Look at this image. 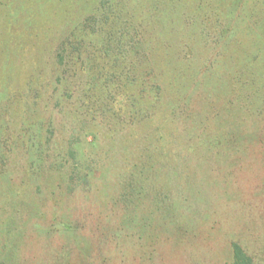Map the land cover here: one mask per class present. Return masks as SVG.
<instances>
[{
    "label": "rangeland",
    "instance_id": "rangeland-1",
    "mask_svg": "<svg viewBox=\"0 0 264 264\" xmlns=\"http://www.w3.org/2000/svg\"><path fill=\"white\" fill-rule=\"evenodd\" d=\"M100 1L0 0V264H232L233 242L242 244L255 264H264V34L260 36L254 24L256 33L243 37L245 49H240L244 53L236 67L245 72L238 84L242 91L233 92L232 98L240 96L243 110L230 115L221 103L209 114L246 121L247 128L239 130L240 140L211 152H186L182 146L178 150L169 145L181 156L166 154L164 163L159 155L156 159L157 185L167 180L172 190L167 197L194 209V222L184 227L175 218L165 219L158 206L168 198L154 197L151 186L146 185L140 203L130 210L129 198L120 199L133 156L129 76L122 84H114L112 78L104 83V74L111 69L98 57L85 63L81 76L69 72L64 88L52 83L54 49L73 28H84V18ZM129 2L123 0L128 10ZM145 2L150 7L170 5L169 0ZM200 4L226 13L237 9V14L242 7H255L257 17L264 18V0H172L180 14L173 18L177 28L170 31L173 40L161 58L167 80L180 64L170 56H177L178 36L194 29L185 27L183 18ZM87 44L93 46L89 40ZM193 50L196 71L207 52L203 44ZM244 61L254 70L241 68ZM118 63L112 69L126 65ZM46 93L53 98L43 102L40 96ZM193 108L195 113L202 108L200 99L194 100ZM234 122L229 120L232 128ZM148 128L145 121L139 136L156 140ZM34 162H43L42 170L30 179L26 171ZM62 165L78 171L69 187L59 178ZM8 184L22 189V195L13 198V202L24 200L16 207H10ZM177 185L183 187L180 193ZM53 196L60 203L51 200ZM57 210L60 215H73L68 218L74 219L72 231L54 223ZM133 210L134 219L128 224L124 215Z\"/></svg>",
    "mask_w": 264,
    "mask_h": 264
},
{
    "label": "trees",
    "instance_id": "trees-1",
    "mask_svg": "<svg viewBox=\"0 0 264 264\" xmlns=\"http://www.w3.org/2000/svg\"><path fill=\"white\" fill-rule=\"evenodd\" d=\"M145 1L147 0H130L128 10L123 0H101L84 18V28L81 29L80 26L73 28L67 38L60 40L51 58L50 76L55 80L52 83L63 88L68 84L69 72L81 76V72L85 73V63H91L98 57L104 59L106 63L104 67L110 66L111 69L104 74V83L112 78L114 84H122L123 78L129 76V146L133 149V156L129 157V180L125 181L124 191L120 197L122 202L126 197L129 198V210L140 203L146 185L151 186L150 191L154 197L162 194L167 197L172 192L167 188V180L162 179L161 185H157L158 178L155 174L158 155L163 163L166 154L174 153L181 156L180 151H173L169 145L178 150H182V146L186 152H198L201 149L211 152L213 148L221 149L226 143H234L236 138L240 140L239 130L247 128L246 121H240L236 117H209V114L214 113L216 106L221 103L223 110L230 115L243 110L241 102L237 100L240 96L232 99L233 92L240 95L242 91L238 84L241 86L239 79L245 72L237 70L236 67L244 53L240 49H245L243 37L256 33L252 32L254 24L255 29H259L260 36L264 34V18L261 20L257 17L255 7L254 10L242 7L237 14V9L226 13L217 7L206 10L201 4L194 6L187 19L183 18L182 22L185 27L194 29L186 35L178 36L180 41L177 56L176 54L170 56L177 57L180 64L167 80V73L161 68L165 67V62H162L161 58L166 57L172 43L173 39L169 37V33L177 28L174 27L176 22H173V18L180 14V9L171 5L172 0H169L170 5L162 8L150 7ZM183 16H186V12ZM88 40L93 46L87 44ZM196 40L197 46H192ZM202 44L207 57L202 60L201 68L194 71L193 47L197 48ZM237 50L241 52L238 51L236 54ZM255 50L260 53L262 49ZM227 57L230 65L226 61ZM119 61H125L126 65L112 69L111 65L119 64ZM247 61L242 62L241 68L251 72L254 70L253 66H249ZM222 66L223 70L220 69ZM262 67L264 70V62ZM164 85L174 91L175 95L174 92L168 93ZM105 87L107 88L106 84ZM262 94L264 97V93ZM52 98L48 93L40 96L43 102L51 101ZM195 99H200L202 103V108L196 113L193 108ZM230 119L236 121L233 128L229 125ZM145 121L148 122L152 138L156 140L139 136ZM70 152L73 154L74 150L71 149ZM42 163L34 162L31 169L26 171L27 178L31 179L33 174H38L42 170ZM81 164L83 165L82 160ZM58 172L59 178L66 181L69 187L68 183L78 171L71 166L62 165ZM168 174L167 171L165 175ZM184 181L188 179L185 178ZM37 186L41 188L40 185ZM176 189L180 193L183 187L177 185ZM52 194L58 196L55 191H52ZM7 195L11 197L10 207H16L18 203L24 201L13 202L14 197L22 195L21 188H12L8 184ZM54 196L51 200L60 203ZM150 202L151 207L156 209L154 204L156 201L151 199ZM162 209L165 211V219L171 221L175 218V222L181 226L186 227L190 220L194 222V209L190 206L184 207L178 198L173 200L168 198L166 201L163 198L162 204L158 206V210ZM133 213L135 210L124 215L128 224L134 219ZM71 216L73 215H60L57 210L54 223L65 232L72 231L74 227L71 223L74 219L68 220ZM231 249L232 264H255L254 257L239 242H233Z\"/></svg>",
    "mask_w": 264,
    "mask_h": 264
}]
</instances>
